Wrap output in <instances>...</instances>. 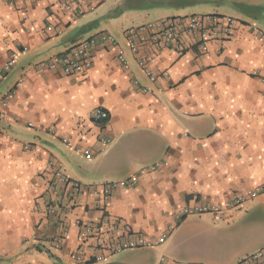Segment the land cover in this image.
<instances>
[{
	"label": "crops",
	"instance_id": "0c3cea01",
	"mask_svg": "<svg viewBox=\"0 0 264 264\" xmlns=\"http://www.w3.org/2000/svg\"><path fill=\"white\" fill-rule=\"evenodd\" d=\"M65 1L0 0V65L18 53L0 81V264H237L264 248V194L222 216L177 219L183 207L264 185V0H72L85 10L76 17ZM208 2L211 11L194 12ZM194 14L241 23L206 53L142 46L140 54L157 55L156 83L139 67L140 54L127 52L125 68L106 42L93 47L86 73L42 65L100 32L123 44L127 28ZM96 108L108 112L105 124L93 120ZM102 138L111 139L104 151ZM52 160L88 186L126 184L108 201L78 194L55 179ZM78 221L93 226L90 238H80ZM163 234V242L132 254L102 249L106 240ZM78 251L85 263L71 260Z\"/></svg>",
	"mask_w": 264,
	"mask_h": 264
},
{
	"label": "built area",
	"instance_id": "2783aa9c",
	"mask_svg": "<svg viewBox=\"0 0 264 264\" xmlns=\"http://www.w3.org/2000/svg\"><path fill=\"white\" fill-rule=\"evenodd\" d=\"M9 4L14 5L17 2L25 0H7ZM64 7L73 16L82 15L85 10L79 7L72 0L64 2ZM240 21L232 16L218 15V14H203V15H190L163 18L156 21H150L139 26L130 27L123 31V44L117 40L113 35L107 32H100L89 38L82 39L75 45L70 47L67 51L59 54H55L48 60L42 63L50 70L59 72L64 75H75L86 73L93 65L92 62V49L95 45L101 42H106L116 47L117 55L125 68L129 67L127 60V52L137 55L140 54L142 46L152 47L157 51L172 50L175 52L183 53L189 47L197 48L200 52L206 53L209 49L211 42H225L233 38L240 25ZM259 34L263 33L253 26ZM189 39H188V38ZM26 49V48H25ZM17 52H13L10 58L0 65V81L7 75L17 64ZM157 62V55L154 53L140 54L137 63L141 70L148 76L152 83H156L159 76L155 73L153 67ZM164 76H168V72H163ZM19 80L18 84L21 83ZM137 84V81H135ZM144 91L151 92L152 88L144 87ZM161 90V88H159ZM16 94V87L8 93L7 98H11ZM92 118L99 124H105L109 119V114L102 108H96L93 111ZM66 146L71 147L72 143L67 139L62 140ZM110 138L101 139V150L104 151L110 144ZM29 148V146H25ZM75 151L88 158L92 157L89 150L81 147H74ZM51 167L54 168L53 174L57 181L69 186L75 193H82L91 191L94 196L108 201L110 200L113 192L119 187V185H125L126 183L109 182L103 185L88 186L82 184L76 179H72L65 175L62 170L63 164L60 161L52 160L50 162ZM155 169V166L152 167ZM134 180H131L129 184H133ZM264 194V185L249 188L243 192L235 194L232 198L223 200L222 202H212L205 204H198L193 206H186L181 209L177 215L178 220L190 215H203L212 214L214 216H222L228 210L242 209L246 204L260 195ZM50 212L52 214L57 213L56 207H51ZM80 227V238L88 239L94 233V228L90 223H84L82 221L77 222ZM68 236L67 231H63L60 235L55 237V243L57 247H60ZM167 238V234H163L157 240H148L145 237H128L125 239H118L114 242L103 241L102 249L109 250L113 253H119L124 250L139 249L156 245L163 242ZM71 260L85 263V257L82 251L74 252L70 254ZM96 261H103L104 254H99L95 257ZM157 264H165V259L159 260ZM177 264H203V263H190L178 261ZM237 264H264V248L253 252L244 258L240 259Z\"/></svg>",
	"mask_w": 264,
	"mask_h": 264
},
{
	"label": "rangeland",
	"instance_id": "374dc122",
	"mask_svg": "<svg viewBox=\"0 0 264 264\" xmlns=\"http://www.w3.org/2000/svg\"><path fill=\"white\" fill-rule=\"evenodd\" d=\"M215 7V3L214 2H208V3H202L201 5H199L195 10L194 12L196 13H206V12H209L211 11L213 8ZM135 252H139V251H136V250H131V251H121L119 252L118 254L121 253V255H126V254H132V253H135Z\"/></svg>",
	"mask_w": 264,
	"mask_h": 264
}]
</instances>
